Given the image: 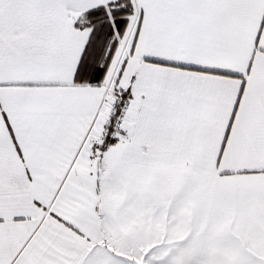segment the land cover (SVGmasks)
Listing matches in <instances>:
<instances>
[{
    "label": "snow or ice",
    "instance_id": "1",
    "mask_svg": "<svg viewBox=\"0 0 264 264\" xmlns=\"http://www.w3.org/2000/svg\"><path fill=\"white\" fill-rule=\"evenodd\" d=\"M0 264H264V0H0Z\"/></svg>",
    "mask_w": 264,
    "mask_h": 264
}]
</instances>
